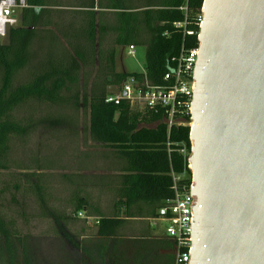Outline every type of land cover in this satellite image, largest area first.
I'll return each mask as SVG.
<instances>
[{
    "label": "trees",
    "instance_id": "1",
    "mask_svg": "<svg viewBox=\"0 0 264 264\" xmlns=\"http://www.w3.org/2000/svg\"><path fill=\"white\" fill-rule=\"evenodd\" d=\"M203 1L26 0L20 24L0 43V170L16 165L33 170L24 174L23 192L38 200L42 213L52 197L42 170L56 162L33 155L29 163L19 164L12 158L16 139L27 142L39 126L46 131L67 127L74 135L83 110L88 116L84 141L104 149L75 150L72 171L63 175L66 201L74 213L59 216L65 223L84 214L87 221L97 219V236L108 242L101 245L97 264H145L136 246L139 239L124 235L127 223L158 217L175 196L173 173L192 182L189 124L170 126L164 110L135 111L126 100L106 101L112 87L119 92L130 76H144L118 70V50L146 46V78L153 85L165 83L164 75L175 69L174 58L182 48L199 44L195 20ZM183 5L186 11L180 9ZM42 108L47 111L40 112ZM104 159L109 165L97 167ZM89 188L108 195L110 205L102 206ZM10 227L0 212V236L12 235ZM156 242L157 264H185L177 262L176 244L165 232Z\"/></svg>",
    "mask_w": 264,
    "mask_h": 264
},
{
    "label": "water",
    "instance_id": "2",
    "mask_svg": "<svg viewBox=\"0 0 264 264\" xmlns=\"http://www.w3.org/2000/svg\"><path fill=\"white\" fill-rule=\"evenodd\" d=\"M202 11L189 264H264V0H204Z\"/></svg>",
    "mask_w": 264,
    "mask_h": 264
},
{
    "label": "rangeland",
    "instance_id": "3",
    "mask_svg": "<svg viewBox=\"0 0 264 264\" xmlns=\"http://www.w3.org/2000/svg\"><path fill=\"white\" fill-rule=\"evenodd\" d=\"M6 41L7 37H0V43ZM146 51V46H136V54L132 56L128 54L126 47H120L117 56L118 70L141 71L145 67ZM111 92L115 94L118 91L112 87ZM46 111L47 108L40 110ZM22 114V110H19L18 116ZM87 119L84 111H80L77 124L79 132L74 135L69 133L67 127L64 130L46 131L39 126L27 142H22L21 138L16 139L12 158L19 160V164L29 163L33 155L45 160H55V166L42 170L51 186L52 197L48 201V210L42 213L38 200L23 192L27 182L24 174L33 170L18 169L17 165L0 170V212L9 227L13 226L10 227L12 235L0 236V264H88L89 261L97 264L101 245L108 244L97 236V219L92 217L87 221L84 214L80 215V219L65 223L59 217L64 213H74L66 201L69 190L64 185L63 175L72 171L70 161L73 154H78L75 150H104L89 139L84 141L88 137L84 129ZM96 166L100 167V164ZM29 181L34 182L32 177ZM14 184H20L21 189L16 190ZM89 189L93 195H99L97 190ZM98 197L101 198L102 206L110 205L108 195ZM163 232L164 222L154 218H138L127 223L124 235L139 239L136 246L143 253L145 264H157L159 246L156 240Z\"/></svg>",
    "mask_w": 264,
    "mask_h": 264
},
{
    "label": "built area",
    "instance_id": "4",
    "mask_svg": "<svg viewBox=\"0 0 264 264\" xmlns=\"http://www.w3.org/2000/svg\"><path fill=\"white\" fill-rule=\"evenodd\" d=\"M28 7L26 0H0V37H7L12 26H18L24 8ZM186 11V5L180 7ZM203 21L202 8L195 23ZM177 27H185V22H177ZM185 33L193 34V30L185 29ZM128 54L135 56L136 46L126 47ZM199 55L197 46L183 47L180 54L174 58L176 67L164 75L165 83L153 85L145 76L142 78L130 76L121 91L110 93L106 101L120 104L129 102L132 109L164 110L169 125H191L192 102L195 86V67ZM126 93V94H125ZM190 117L191 121H187ZM185 151L184 149L182 150ZM189 167V165H188ZM175 196L165 206L159 209L158 217L154 218L165 223V234L176 244V259L179 263L189 264L191 260L195 197L191 194L192 182L188 183L183 175L172 174ZM184 181L181 183V181Z\"/></svg>",
    "mask_w": 264,
    "mask_h": 264
},
{
    "label": "crops",
    "instance_id": "5",
    "mask_svg": "<svg viewBox=\"0 0 264 264\" xmlns=\"http://www.w3.org/2000/svg\"><path fill=\"white\" fill-rule=\"evenodd\" d=\"M133 72H138V71H133ZM113 160H115V159H113ZM109 162H110V161L104 159V160L99 161L98 163L100 164V166H103V165H107V163H109ZM108 165H109V164H108ZM108 165H107V166H108ZM111 165H112V164H111ZM111 165H110V166H111ZM112 168H116L114 164L112 165ZM113 173H116V171H113Z\"/></svg>",
    "mask_w": 264,
    "mask_h": 264
}]
</instances>
